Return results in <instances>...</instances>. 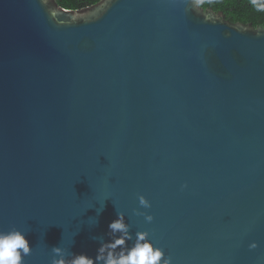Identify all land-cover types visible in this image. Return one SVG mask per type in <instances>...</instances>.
<instances>
[{"label":"water","instance_id":"water-1","mask_svg":"<svg viewBox=\"0 0 264 264\" xmlns=\"http://www.w3.org/2000/svg\"><path fill=\"white\" fill-rule=\"evenodd\" d=\"M118 212L173 264H264V28L198 0H0V231L25 264L94 258Z\"/></svg>","mask_w":264,"mask_h":264},{"label":"clouds","instance_id":"clouds-1","mask_svg":"<svg viewBox=\"0 0 264 264\" xmlns=\"http://www.w3.org/2000/svg\"><path fill=\"white\" fill-rule=\"evenodd\" d=\"M260 9H264V0H252ZM187 188L182 185L181 190ZM140 208L150 209V201L143 195L137 197ZM103 206L101 207L102 210ZM133 215L142 216L146 223L151 224L154 217L146 212L134 210ZM110 239L105 242L103 237H92L100 241L94 258L84 254L66 252L61 247H52L53 259L51 264H173L171 256H166L165 251L156 247L147 231L135 233V243L127 247L131 240V224L125 222L123 212H118L117 219L108 225ZM255 247V245H253ZM120 249V251H116ZM32 247L26 238V233L11 229L7 232L0 231V264H25V257L30 256ZM58 257V258H57ZM70 257V259H66Z\"/></svg>","mask_w":264,"mask_h":264},{"label":"trees","instance_id":"trees-1","mask_svg":"<svg viewBox=\"0 0 264 264\" xmlns=\"http://www.w3.org/2000/svg\"><path fill=\"white\" fill-rule=\"evenodd\" d=\"M66 10L78 11L95 5L101 0H54ZM203 10L207 8L221 12L226 21L231 23L251 24L254 28H264V9H260L252 0H198Z\"/></svg>","mask_w":264,"mask_h":264}]
</instances>
